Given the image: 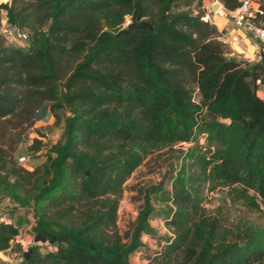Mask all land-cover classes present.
Returning <instances> with one entry per match:
<instances>
[{"label":"trees","instance_id":"16d2710c","mask_svg":"<svg viewBox=\"0 0 264 264\" xmlns=\"http://www.w3.org/2000/svg\"><path fill=\"white\" fill-rule=\"evenodd\" d=\"M202 1L0 3L7 23L29 36L27 47L0 37V121L40 122L50 114L63 122L44 162L31 170L0 146V196L13 209H29L35 239L54 248L41 258L33 247L19 264H131L141 251L149 252L148 264H264V226L221 240L220 225L202 207L207 186H227L256 211L258 199L264 203V100L255 85L264 84V63L228 57ZM218 1L227 11L240 7L239 0ZM193 2L197 10H173ZM257 10L264 11V0ZM250 20L258 25L263 17ZM194 86L199 105L191 101ZM202 134L208 148L188 150L170 196L144 193L122 243L111 234L118 197L148 149L195 145ZM40 144L27 149L38 152ZM155 214L170 236L151 227ZM22 221H0V252L20 235ZM143 237L159 249L149 251Z\"/></svg>","mask_w":264,"mask_h":264},{"label":"rangeland","instance_id":"374dc122","mask_svg":"<svg viewBox=\"0 0 264 264\" xmlns=\"http://www.w3.org/2000/svg\"><path fill=\"white\" fill-rule=\"evenodd\" d=\"M10 2L11 0H0V3ZM258 2L259 0H250L252 14H255L254 10L258 8ZM215 3L222 6L218 0H203L200 3L199 9L204 10L206 15H214L217 12H210V6ZM196 5L197 2H193L190 7H186L185 5L178 6V8H173V10L186 11L189 8L197 10ZM128 24L129 17L126 16L123 27H126ZM10 31L11 26L7 23L5 14L2 13L0 15V37L4 38L5 44L14 47L28 46L27 43L14 40ZM245 33L250 42L255 45L257 39L248 30ZM252 59V62L248 64L250 67L261 61L258 53ZM7 119L9 120L0 121V146L9 151L15 165L18 167L21 166L31 170L42 164L46 153L60 137L63 122L56 123L50 114H47L40 122H31L30 119ZM34 140L41 143V149L38 152H29L27 148L32 145ZM205 145L206 141L202 143L198 141L197 144L189 146L182 145L181 143H163L148 149L141 166L132 173L123 185L122 192L118 197L116 229L111 234L114 235L116 233L121 238L122 243H126V235L130 233L138 212L143 206L144 193L150 190L151 193H156L151 197L170 196L172 187L171 178L175 177L177 171L185 164L188 150L194 148L195 151L197 149L204 151L208 148ZM23 158L25 160L21 162ZM257 202L260 208L259 211L250 209L242 201H236L231 189L227 186H218L212 190L207 186L203 194L202 207L205 210L206 216L214 218L215 222L220 225L219 232L222 235L220 236L219 234V236L221 240L225 239L229 241L238 232L264 226V203H261L259 199ZM12 204L13 202L9 198L0 196V218L12 221L14 215H16L15 219H13L14 222L16 219L24 220L21 223V231L25 234L27 241H25L23 246L12 242L9 248L8 260L14 263L24 253L30 256L31 248L33 247H36L35 255L42 258L46 251L40 242L39 244L35 242L34 234L31 231V221L33 219L31 212L25 207L13 209ZM153 204L157 210L163 209L162 204L157 201H153ZM150 225L160 237L171 235L163 219L158 214H155L151 218ZM217 241H219L218 237ZM142 242L149 251L154 252L159 249L158 242L155 239L143 237ZM148 253L141 251L131 256V264H148Z\"/></svg>","mask_w":264,"mask_h":264},{"label":"crops","instance_id":"0c3cea01","mask_svg":"<svg viewBox=\"0 0 264 264\" xmlns=\"http://www.w3.org/2000/svg\"><path fill=\"white\" fill-rule=\"evenodd\" d=\"M249 18L250 17L248 16H240L239 9L235 11H227L223 6L219 7L216 14H209L204 18L205 21H209L221 33L219 40L226 44V47L230 52L228 57L236 60L240 59L245 63H251L253 56H255L256 53L259 54L260 48L259 41L256 40L255 45H253L245 33L246 30L249 32L251 26L255 25ZM15 217L16 215H14L13 219H15ZM13 219L12 221H7L0 218V221L13 222ZM25 241H27V238L21 231L20 235L12 242L23 246ZM9 250L10 249L0 252V264H9Z\"/></svg>","mask_w":264,"mask_h":264},{"label":"built area","instance_id":"2783aa9c","mask_svg":"<svg viewBox=\"0 0 264 264\" xmlns=\"http://www.w3.org/2000/svg\"><path fill=\"white\" fill-rule=\"evenodd\" d=\"M239 1H240L239 15L242 17L243 16L251 17L250 15H253V14L251 11L250 0H239ZM257 12L259 13V15L263 17V21L258 25L251 26L249 29V32L252 34L253 37H255L259 41L261 49L264 52V11L254 10V13H257ZM10 34L14 40L29 44V36L26 31L21 30L18 27L11 26ZM255 85L257 86L256 96L260 98L261 100H264V84H262L261 80L259 79L255 82ZM191 101L196 105L200 104V94H199V89L197 86L193 87ZM205 139H206V135L202 134L199 138V142L202 143L203 141H205ZM181 144L188 145V146L191 145V143H181ZM24 160H25L24 158L21 159V162H24ZM44 249L47 252L48 250H53L54 248L52 246H44ZM24 255L22 254V256L18 260H15L14 263L9 261V264H19L20 262H22Z\"/></svg>","mask_w":264,"mask_h":264},{"label":"water","instance_id":"95a60500","mask_svg":"<svg viewBox=\"0 0 264 264\" xmlns=\"http://www.w3.org/2000/svg\"><path fill=\"white\" fill-rule=\"evenodd\" d=\"M219 7H220V6H219V4H217V3L212 4V5L210 6V12H212V13H216V12L219 10ZM259 57H260L261 62L264 63V52H263V50L261 49V46H260V48H259ZM35 242H40L41 244H43V243H44V240H43V239H39V237H36ZM25 259H26V260L28 259V256H27V255H25Z\"/></svg>","mask_w":264,"mask_h":264}]
</instances>
